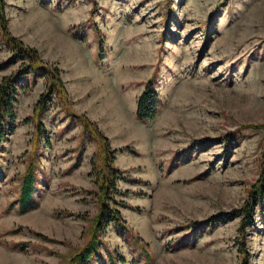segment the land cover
Segmentation results:
<instances>
[{"label":"rangeland","instance_id":"374dc122","mask_svg":"<svg viewBox=\"0 0 264 264\" xmlns=\"http://www.w3.org/2000/svg\"><path fill=\"white\" fill-rule=\"evenodd\" d=\"M2 5L40 63L20 75L0 31V85L12 76L20 90L0 138V264H70L93 238L88 264H264V200L251 201L264 167V0ZM149 85L158 112L142 122ZM105 153L123 225L93 237Z\"/></svg>","mask_w":264,"mask_h":264},{"label":"trees","instance_id":"16d2710c","mask_svg":"<svg viewBox=\"0 0 264 264\" xmlns=\"http://www.w3.org/2000/svg\"><path fill=\"white\" fill-rule=\"evenodd\" d=\"M0 31H2L4 38L9 44L12 52V60L20 62V75L33 73L38 70L36 68L39 65L37 53L33 48L24 46L17 39L13 38L7 31L6 21L3 13L2 0H0ZM55 73L54 78H56ZM52 79V77H50ZM17 79L14 77L4 78L0 85V138L7 134V131L11 129L12 122L14 119L13 106L16 103V95L18 94L19 87L17 85ZM53 83V79L51 81ZM44 95L41 96L38 102V109L46 110V101H44ZM158 95L152 86H148L147 89L141 94L137 101L136 106V117L139 121L148 122L154 119L158 112ZM41 109V110H40ZM9 127L10 129H7ZM106 152L114 156V153L107 148ZM108 154H104L106 166H108V177L102 175V172H98V176L101 179L100 187V212L93 221L92 234L93 237L98 234H103L105 230L112 225L113 227L122 226L123 223L120 221V214L115 210L108 207L107 200H114L119 194L116 190V175L114 170L110 167L111 160L106 158ZM35 174L32 167H28L26 174L22 176L21 182V193H20V207L24 211L28 202L30 201L35 186ZM257 190L252 191L251 201L254 204H258L259 200H264V167L258 179ZM102 201V202H101ZM252 205L248 209L242 212L244 216V225L249 226L252 221ZM98 237V236H97ZM101 242L98 238H93L77 255L73 256L70 264H88L92 258L99 253ZM114 264V263H112Z\"/></svg>","mask_w":264,"mask_h":264}]
</instances>
